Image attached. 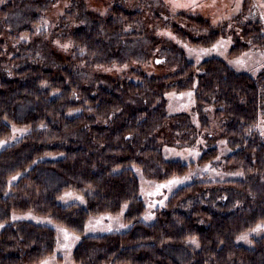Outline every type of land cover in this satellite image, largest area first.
Masks as SVG:
<instances>
[{
    "label": "trees",
    "instance_id": "1",
    "mask_svg": "<svg viewBox=\"0 0 264 264\" xmlns=\"http://www.w3.org/2000/svg\"><path fill=\"white\" fill-rule=\"evenodd\" d=\"M21 3L0 4V139L13 125L25 128L0 150V264H40L53 254L55 228L26 220V213L48 217L81 236L71 264H264V232L249 243L236 242L264 224V141L255 129L264 102V72H237L215 56L197 64L183 57L167 74L132 67L116 77L86 79L80 70L91 62L121 64L144 57L137 10L115 3L104 15L82 14L80 26L67 32L78 16L67 9L57 18L56 34L66 32L60 37L70 43L68 55L50 60L39 45L50 30L48 22L44 27L45 17L25 12L33 3ZM253 9L251 0H243L234 19ZM186 18L188 25L209 30L186 36L191 43H212L220 34L200 14ZM244 20L232 31L230 53L264 52L262 24ZM170 89L193 92L200 128L209 133L211 115L228 148L219 163L242 176L196 178L181 185L145 223L136 170L156 182L182 176L189 163L164 157L162 148L188 143L196 134L186 115L168 114L165 92ZM172 118L179 121L168 123ZM164 125L169 136L159 133ZM180 130L186 131L181 140L174 138ZM218 153L209 148L196 163L214 164ZM68 189L81 192L86 203L61 205L57 198ZM124 204L129 228L83 234L88 217L118 213Z\"/></svg>",
    "mask_w": 264,
    "mask_h": 264
},
{
    "label": "rangeland",
    "instance_id": "2",
    "mask_svg": "<svg viewBox=\"0 0 264 264\" xmlns=\"http://www.w3.org/2000/svg\"><path fill=\"white\" fill-rule=\"evenodd\" d=\"M5 1L0 0V4ZM27 1L33 3V7L24 8L25 12L33 10L32 12L45 17L44 27H46L47 22L49 24L50 30H48L46 39L43 40L44 42H40L39 45L42 47L41 52L43 54H41H49L50 60H53L57 54L62 57L68 55L66 49L70 48V43L67 40L61 41L60 37L66 32L56 34L57 18L67 9L73 10L78 15L75 18L76 20H73L67 26V32L80 26L83 19L82 14L104 15L115 3L130 6L137 10L138 20H141L138 23L142 24L144 28L141 36L144 41L143 49L146 52L144 57L142 59H129L121 64L91 62L80 70L85 73L86 79L94 75L116 77L132 67L141 68L149 74H167L179 67L183 57L197 64L205 58L215 56L223 59L237 72H247L253 76L264 72V52L248 48L235 54L230 53L231 46L235 41L232 31H236V27L241 26L245 21L244 19L258 20L264 30V0H251L254 5L253 12L248 11L246 15L239 19H234V17L241 14L243 0H21V5H26ZM17 14L22 16L21 13ZM195 14H200L202 18L209 21L212 27L219 31L220 34L214 42L204 43L200 41V44H194L186 39V36L194 38L193 35L200 36L204 32H209L205 27H203L205 29L203 30L187 24L186 15L193 16ZM4 33H6L5 30ZM4 33H2V36H4ZM136 45H133V47L139 49ZM260 87L264 91V86L260 84ZM165 99L168 114L172 116L176 114L186 115L195 127L196 134L192 141L188 143L178 141L175 144L164 145L162 148L164 157L189 163L188 171L182 176H174L156 182L142 177L140 170H136L139 178V196L143 199L145 205L140 220L145 223L154 220L155 210L163 205L169 193L181 185L196 178L206 181H224L238 179L242 176L239 171H227L219 163L220 157L228 152V148L224 139L219 136V128L211 115H208V123L211 127L209 133L200 128L193 92L191 90L175 91L170 89L165 92ZM176 121H179V119L172 118L168 123ZM181 129H183V126H181ZM255 129L257 135L264 141V102ZM168 130V126L164 125L159 133H167L168 135L170 134ZM183 132L186 131L180 130V136L175 137L173 135L174 138L183 139ZM24 133V127L13 125L10 135L0 139V150L18 140ZM212 147L219 150L216 162L214 164L196 163L199 155ZM57 201L61 205L72 203L84 205L86 203L81 192L71 189L62 191ZM127 206V204H124L118 213H105L88 217L84 224L83 234L96 235L126 230L132 223L124 219ZM23 217L39 225H51L56 230V246L53 254L44 261L46 264H60L56 256H61L62 264L73 262L72 251L80 241L81 236L57 226L48 217L32 213L23 214ZM263 232L264 224L260 223L254 229L237 237L236 242L240 244L249 243L252 237H259Z\"/></svg>",
    "mask_w": 264,
    "mask_h": 264
},
{
    "label": "snow or ice",
    "instance_id": "3",
    "mask_svg": "<svg viewBox=\"0 0 264 264\" xmlns=\"http://www.w3.org/2000/svg\"><path fill=\"white\" fill-rule=\"evenodd\" d=\"M42 264H46V262H42Z\"/></svg>",
    "mask_w": 264,
    "mask_h": 264
}]
</instances>
